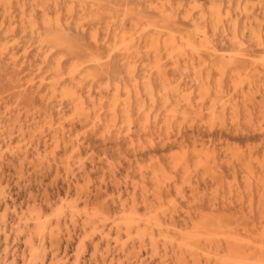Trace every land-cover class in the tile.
<instances>
[{"label":"rangeland","instance_id":"374dc122","mask_svg":"<svg viewBox=\"0 0 264 264\" xmlns=\"http://www.w3.org/2000/svg\"><path fill=\"white\" fill-rule=\"evenodd\" d=\"M71 1L9 0L3 3L0 0V264H6L4 256L7 252L10 259L14 256L17 264H22L24 254H29L28 239L40 243L38 221L35 213H32L34 207L42 208L44 216L53 218L55 222L59 219V239H45L49 263L163 264L160 257L162 246L159 254L152 253L149 247L142 249L137 254L138 259L135 253L129 254L131 250H121L115 244L114 235V238H109L110 241L102 240L99 233L91 235L90 230L83 228L81 217L71 221L70 217L64 216L65 212L55 217V210L60 206L62 197L77 196L75 191H78L76 186L79 183L83 188L88 187L87 194L90 193V200L95 205L100 204L103 197L104 200L105 196L109 197L105 201L106 205L109 204L108 208L111 207L110 210L120 216L122 209L118 192H122L123 201L129 200L128 192L134 184L143 180L142 166L148 169L153 161L160 160L173 169L169 165V156L179 149L177 146L170 148L166 144L168 142H185L191 149L193 141H204L211 145L216 149L214 156L217 158L212 169L220 174V177H212L210 170L208 176L204 175L203 170L195 169L192 159V172L186 176V180L181 172L175 173L177 183L171 188V198L177 204L172 205L171 210L179 225L188 221L187 212L194 217L211 215L216 222L231 224V229L241 233L247 230L245 236L264 242V0H231L232 4L230 0H217L222 4L224 14L230 6L233 16L238 17V34L245 43L243 48L233 43V29L224 16L218 25L208 20L217 54L211 55L205 49L200 54L188 52L175 64L165 55V51L162 52L165 60V63L162 62V75L168 74L166 78L176 90L178 88L179 96L183 92L193 91L192 95L189 94L193 104L191 109L184 102L177 105L175 97L170 99L168 109L174 105L177 108L175 117H171L172 121L161 101L162 79L165 78L155 68V53L148 52L147 45L143 43L141 54L128 58L117 52L115 44L120 43L123 36L129 40L136 38L135 41L143 36L142 40H147L153 28L149 24L161 29L165 35L174 29L198 37L199 32L193 28L186 14L191 11L197 17L200 11L197 4L208 12L212 7L211 0H198L197 4H194L195 0H155L159 6H163L159 11L149 8L146 0H85L86 11H82L78 3L72 2L75 10L70 13ZM44 9L49 16L45 15ZM48 17L53 22L52 28L47 25L50 22ZM57 19L60 20V27L56 26ZM107 31L109 38L105 37ZM49 33L59 37L61 48L50 46ZM258 36L263 46H259ZM61 57L63 73L58 76V84L54 89L51 80L57 73L56 64ZM189 59L191 63L187 62ZM77 61L83 63V71L77 75V80L69 84L70 68ZM226 64L229 66L222 79L221 99L230 103L225 111L221 109L222 104H218L215 108L218 111H213V114L209 109H212L211 101L216 93L214 91L211 96L199 100V79L206 78L208 69L213 87H216L221 81L220 69ZM88 72L90 75L86 79ZM148 74H151L156 90L154 106L144 92L145 76ZM134 76L138 78L145 96L144 111L140 113L132 92L130 114L123 111L122 102L116 113L110 112L117 88L124 98L125 86L132 87ZM247 77L257 78L254 86L248 83ZM234 80L244 81L236 92ZM69 86L85 96L87 110L82 112L84 114L80 111L79 114L75 107L77 104L64 97L63 89ZM91 96L95 99L93 102L89 99ZM233 101L239 105L237 115L232 112ZM245 103L251 110L250 116L249 112H245ZM167 119L169 122L165 123ZM212 122H216L215 126L210 124ZM130 138L132 143L129 142ZM226 145L230 147L227 149ZM233 154L240 155L242 160L250 163L254 177H247L244 166L233 160ZM82 170H86L87 176ZM150 178L147 177L148 185L153 189ZM248 178L251 180V189ZM86 189L82 191L83 200L87 195ZM6 201L11 205L9 212H5ZM4 212L6 219L3 217ZM61 232L63 235H60ZM84 239L85 250H79L77 254ZM131 246L129 243L128 248ZM170 264L176 263L170 259Z\"/></svg>","mask_w":264,"mask_h":264},{"label":"bare ground","instance_id":"6f19581e","mask_svg":"<svg viewBox=\"0 0 264 264\" xmlns=\"http://www.w3.org/2000/svg\"><path fill=\"white\" fill-rule=\"evenodd\" d=\"M146 1L149 5V8L154 9V11L155 10L159 11L163 7L162 5L159 6V3L158 2L156 3L155 0H146ZM2 2L7 3L6 0H2ZM72 2L75 4L78 3L77 5L80 7V9L82 11H84V10L86 11L87 4L85 3V0H72L71 3ZM195 2L197 4L198 0H195L194 4H195ZM210 2H211L212 7L210 6L211 9L208 12L205 10V8L203 6H199L197 4V8L198 7L200 8L199 9L200 11L197 14L198 15L197 17L191 11L189 14L185 13L187 15L189 22L192 24L193 28L199 32L198 37L194 36L193 33L192 34L190 32H186V33L181 32L180 33L178 30H174V29L169 30V33H167L165 35L164 33H162L161 29H158L154 25L149 24V26L153 27V28H152V30H150V34H149L147 40H145V39L142 40L143 36H140L137 41H135L136 38H134V39L131 38L129 40L128 38H125V36H123L121 42L120 43L118 42L117 44H115L117 52L122 53L125 56H128V58L129 57L130 58L136 57L138 54H141V49H142L141 44L144 43L143 45H145V46L147 45V51L148 52L155 53V68L158 70L159 73L163 72L162 71V65H164V63H165V60H163V58H162V52L163 51L166 52V54L165 53L164 54L168 55L167 56L168 58L172 59L171 60L172 62L175 61V64H178L179 59H181L182 56L187 55L188 52L200 54V51L205 49V51H207L208 53H211V55H215L218 53V50H217L215 44L213 43V41L211 40L210 32L208 29V25H209L208 20H211L212 23H216L218 25V24L222 23L224 16H226L227 21L230 25V28L233 29V34H232V38H231L233 43H235L238 48H243L245 43L243 40L240 39L239 34H238V17L237 16L235 17V15L233 16V14L231 12V7L229 6L227 8L226 14H224L222 4H220L219 1L211 0ZM73 3H72V7L70 8V13H72V11L74 9ZM56 4H58V3H56ZM230 4H232L231 0H230ZM56 6H58V5H56ZM44 13L46 16H49L48 11L46 9H44ZM54 17L57 18V16H54ZM48 19H49V21L51 20L49 17H48ZM47 25L49 28L54 27L52 21H50ZM158 25H159V23H158ZM56 26L57 27L61 26L59 19H57V21H56ZM222 31L224 33L226 32L224 26H222ZM33 32H35V31H33ZM50 33H49V35L52 34V33L51 34ZM39 34L42 35L40 32H39ZM254 34L257 35V32H255ZM109 35H110L109 31H107L105 34V37L109 38ZM58 38L59 37L51 35L50 38H48L50 46L54 45V47H57V48L60 47L61 48V42H59ZM257 39H258L257 42H258L259 46H263V42L261 41L262 40L261 37L258 36ZM44 41H47V40L45 39ZM96 41H98V39H96ZM153 57H154V55H153ZM167 57H166V60L168 59ZM45 58L48 59L47 56ZM184 59H185V57H184ZM137 60H139V59H137ZM190 61H191V59H189V61H187V62H190ZM162 62H164V63L162 64ZM187 62L185 61L184 63L186 64ZM230 64H233V62H230ZM56 65H57V67H56L57 73L55 74V76L51 80V85H52L51 87H53L54 89H56V85L58 84V76H61L63 73V71H62L63 70L62 57L58 60ZM191 65H194V64H191ZM210 65H211V63H210ZM218 65H220V64H218ZM82 66H84L83 63L82 62L80 63L78 61L75 62L71 66L70 71H69V80H70L69 84L74 82L75 80H77V78H78L77 75L79 76V74H81ZM201 66H203V65H201ZM227 66H229V64L222 65V67L220 69L222 74L219 72V74H221V77H220L221 79L219 78L221 81H219V83H217L216 87H213L214 84H212L211 76H210L211 74L209 75L210 71L208 69H207L208 75H206L207 73H205L206 78L199 79V86H200L198 89L199 90L198 93H199V97H200L199 100H201L207 96H211L212 92H214V91H215L214 93H216L215 96L212 97V101L210 100L211 105H213V106L211 107L212 109H209V110H212V112L218 111V110L216 111V109H215V108H217L218 104H222L221 109H222V111H225L227 108V104L230 103L229 101H224L223 99H221L222 98L221 95L223 94L222 79L226 75ZM172 67H173V65H172ZM177 67H180V66H177ZM211 67H213V66H211ZM214 67H216V66H214ZM149 69H151V68H149ZM216 69H218V68L216 67ZM216 71H218V70H216ZM88 75H90V73L87 74L86 79L89 77ZM160 75H162V73ZM196 75H199V74L196 73ZM200 75H201V72H200ZM167 76H168V74L166 75V73H165L163 76L165 79L164 80L162 79L163 82H162V91H161V98H162L161 101H162L164 107L166 109H168V105H169V103L171 101L170 99H172V97L176 98V104L177 105L184 102L188 106V108L193 107V104L191 103V100L189 99L191 97V96H189V94L192 95L193 91L191 93L183 92L180 94L182 99L179 98L180 96H179V91L177 88L178 86L176 87L177 88V90H176L174 88V85H172L167 80V78H166ZM252 76L254 77V75H252ZM239 77H240V74H239ZM66 78H68V77H66ZM247 78H248V83L251 86H254L255 85L254 81H256L257 78L255 80L253 78H250V79H249V77H247ZM243 79H244V76H243ZM132 80H133L132 87L129 85H127V86L124 85L125 86L124 98L120 95V92H119L120 90H118V88H117L116 94L114 92L115 96H114V99L112 101L113 104H112V107L110 109L111 110L110 112L116 113L118 108H119V103L122 102L123 111L127 115L130 114V108H131L130 107V101L132 98V92L134 93L136 102L139 105L140 113H142L144 111L145 107L143 106V103H144L143 100L145 99V96L142 93L139 80L136 76H134ZM145 80H146V85H145L144 92L147 95V97L149 98L150 103L154 106V104L156 102L155 101L156 90H155L153 83H152L151 74L146 75ZM234 82H235L234 83L235 90L234 89L233 90H234V92H236V89H238L240 87L241 83H243L244 81L243 80H240V81L234 80ZM231 83L233 84V82H231ZM176 84H180V83L177 82ZM106 87L108 88V86H106ZM243 87H244V85H243ZM263 87H264V85H263ZM187 88H189V87L187 86ZM184 89H186V88L184 87ZM63 94H64V97H66L68 100L71 101V103L77 104L75 107H76V109H77L76 111H78V113H79V111L82 113L83 111L87 110L85 96L83 94L79 93L73 87L69 86V87H66L65 89H63ZM242 95H244V94L242 93ZM244 98H245V96H244ZM89 99H91L92 102L95 100L94 98H92V96L89 97ZM245 99H247V97ZM212 102H213V104H212ZM243 102H245V100ZM199 103L201 104V102H199ZM236 103L237 102H234L231 104V105H233L232 106V109H233L232 112L234 113V115H237V111L239 110L238 109L239 105L237 106ZM144 104H146V103H144ZM200 104L197 103V105H200ZM231 105H229V106H231ZM200 106H202V104ZM96 107H97V104H96ZM245 108L247 110L245 112H249V113L251 112L250 108L248 107V105H246V103H245ZM166 111H167L169 118L175 117V113L177 111L176 105H174V107L172 109L170 108ZM214 112H213V114H214ZM82 114H84V113H82ZM182 114L185 115V113H182ZM198 114H200V113H198ZM250 115H251V113L248 116H250ZM199 117L202 118V116H199ZM98 118H100V117H98ZM212 118H214V117H212ZM172 119L173 118H171V121H172ZM208 119H210V118H208ZM251 119L252 118H250V120ZM98 120H100V119H98ZM146 121H147V119H146ZM182 121H184V120H182ZM167 122H169L168 119L165 123H167ZM215 123L212 122L210 124L211 125L213 124V126H215ZM169 125H170V123H169ZM191 125H192V123H191ZM211 125H210V127H211ZM166 126H167V124H166ZM221 126H218V127H221ZM11 127H13V126H11ZM180 127H181V125H180ZM42 128H43V126H42ZM166 129H168V128H166ZM168 131H169V129H168ZM150 141L152 142L151 139H150ZM129 142L132 143L131 138H130ZM193 142L194 143H193L192 149L190 147H187L185 145V142H180L179 144L178 143H169V142L166 143L167 145L169 144L170 148L171 147L174 148V146H177L179 149V150H176V152L173 151L174 153L172 152L173 154L171 153V156H169L170 157L169 165H171V167H173V169L172 168L169 169L163 163V161H160V160L153 161L152 164L148 166V169H144L142 166L141 177H143V180L138 184L137 183L134 184L132 189L130 190V192H128L129 200L126 197L127 200L123 201L121 198L122 192L121 191L118 192L119 198L121 201V209H122V213L120 216H118L117 214H114V212L111 211L112 209L110 210L111 207L108 208V205H109L108 203H107L108 205H106L105 201L108 200L109 197L106 198V196H105V200L103 197L102 201L100 200L101 203L100 204L98 203L99 205L97 204L96 201L94 203H96L97 205L93 204L90 200V196L88 195L90 193L87 194L88 187H84L85 189L87 188L86 192H85V194H87V195L85 196V198L83 200L82 191H84V188L79 183L78 184L76 183L77 186H76V184H75V186L77 187L76 189L78 191H75V192L77 193L76 194L77 196H75V197H72V196L69 197L68 196V198L61 196L62 197L61 203H60V206L58 208H56V210H55L56 211L55 217H58L59 214L63 215L64 212L66 213V215H64V216L70 217L72 219L71 221H73V219L81 217L83 220V225H84V227L83 226L82 227L86 231L90 230L91 235L99 233L101 235L100 238L101 239L103 238L104 240H107V241H110L109 238L114 235L115 236V244L117 246H119L120 249L123 250L124 252H126V251L129 252L131 250V252H129V254L135 253L137 258L139 257L137 254H140V252L144 248L149 247V249L152 251V253L159 254V251H160L159 249L162 246L163 247V250H162L163 253L160 257H162V259H163V261H161L163 264H170V259H173L176 264H264V242L263 241L258 242L256 239H254V237L245 236V234L248 232L247 230H244V233H241L238 230L234 231L233 229L230 228L231 224L227 225V223H225V222H216L215 221L216 219H214V216L202 215V216L198 217V215H197L196 217H194V216H191L192 214L188 213V212H187V214H188L187 220L188 221H186L183 225H179V223L177 222L175 215L172 211L173 208H171L172 205L176 206V204H177L176 201L173 198H171L172 197L171 188L173 187V185L176 186V183H177L175 180V178H176L175 173L181 172L184 175V179L186 180L187 179L186 176H189L192 172V166H193L192 165L193 163H191V159H192L194 161L195 169L203 170L204 175L210 174L209 171L211 170L212 175H213L212 177H220V174H218V172H216L212 169L213 168L212 165L217 163V158L214 156L216 149L212 148L211 145L205 143L204 141H202V142L193 141ZM226 147H227V145H226ZM229 147H227V149ZM173 148L171 150H173ZM71 151L73 153V149ZM236 151L239 152L240 150L239 151L236 150ZM239 153H242V152H239ZM37 155H38V153H37ZM25 156L26 155H24L23 157H25ZM250 156H252V155H250ZM69 157H72V156H69ZM232 157H233V160L238 161L242 166H244V172L247 175V177H254V171H253V168L251 167L249 162L246 163L245 160L244 159L242 160L240 155H238V154L237 155L233 154ZM25 159H26V157H25ZM250 159H252V157ZM256 160H258V158ZM232 162H235V161H232ZM68 163H69V160H68ZM69 167H71V166H69ZM29 168H31V167H29ZM234 169H235V166H234L233 170ZM0 171H1V168H0ZM71 172H72V169H71ZM85 172H86V170H85ZM86 174L87 173H85V175ZM234 176H236V175H234ZM147 177H151L150 181L153 184V189L149 188ZM89 181H90V179H89ZM232 182H233V180H232ZM87 184H89V183L87 182ZM118 185H116V186H118ZM248 186L251 189L252 184H251V180L249 178H248ZM176 189H178V187ZM89 192H90V190H89ZM176 192H177V190H176ZM6 193H8V192H6ZM95 197H97V194ZM32 200H34V199H32ZM103 200H104V202H103ZM239 200H240V198H239ZM81 201L83 202L82 207H81ZM103 203H104V205H103ZM113 204H112V206H113ZM250 206H251V203H250ZM33 207H34V205H33ZM10 210H11V205H10V203H8V201H6L5 202V212H9ZM13 210H15V208ZM33 212L35 213L34 216H36V219L38 221V227H37L38 233L37 234H38V237L40 238V240H39L40 243H38V242L35 243L34 240L28 239L29 254L28 255H25L26 253L24 254V256L22 258V264H60L58 261L57 262L53 261L50 263L48 262L49 256H48L47 247L45 245V239L46 238L49 237L50 239L54 240V238L59 237V236L57 237V235H59V232H60V228L58 225L59 219L55 222L52 220L53 218H51L49 216H47V217L44 216L42 208L38 209L37 207H34V208H32V213ZM3 215H4L3 216L4 219H6V217H5L6 213ZM28 218H29V216H28ZM75 221L78 222L77 220H75ZM25 225H27V224H25ZM67 227H68V225H67ZM20 230H22V228H20ZM20 230H19V233H20ZM262 231L264 232V229H262ZM63 233H64V230H63ZM69 233L71 234V231ZM61 234H62V232L60 233V235ZM114 236L112 238H114ZM85 238H87V237H85ZM50 239H49V241H50ZM60 240H61V238H60ZM67 240H68V238H67ZM55 242H56V240H55ZM108 243H110V242H108ZM129 243L132 245L131 248H128ZM50 244H52V243L50 242ZM84 246H85V239L80 244V247H79L80 249L79 248L77 249V251H78L77 254H79V250L81 252L83 250H85ZM108 246H109V244H108ZM8 247L9 246L7 245V249H8ZM96 250H97V248H96ZM8 253L9 252H7L4 256L5 257V259H4L5 263L6 264H17L16 257L13 256L10 259ZM56 253H58V252H56ZM57 257H56V259H57ZM77 259H78V257H77ZM142 259L143 258H141V261H142ZM145 259H144V261H145ZM77 263H79V262H77ZM61 264H63V263H61ZM141 264H142V262H141Z\"/></svg>","mask_w":264,"mask_h":264}]
</instances>
